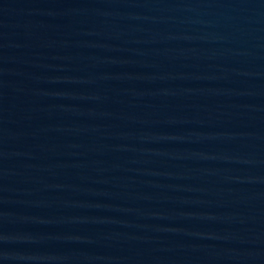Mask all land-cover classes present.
<instances>
[{"label": "water", "instance_id": "95a60500", "mask_svg": "<svg viewBox=\"0 0 264 264\" xmlns=\"http://www.w3.org/2000/svg\"><path fill=\"white\" fill-rule=\"evenodd\" d=\"M0 264H264V0H0Z\"/></svg>", "mask_w": 264, "mask_h": 264}]
</instances>
